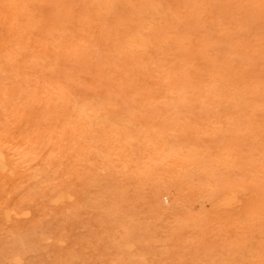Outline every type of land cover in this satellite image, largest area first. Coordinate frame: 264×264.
Listing matches in <instances>:
<instances>
[{
    "label": "rangeland",
    "instance_id": "374dc122",
    "mask_svg": "<svg viewBox=\"0 0 264 264\" xmlns=\"http://www.w3.org/2000/svg\"><path fill=\"white\" fill-rule=\"evenodd\" d=\"M13 1L0 0V264H264V0Z\"/></svg>",
    "mask_w": 264,
    "mask_h": 264
},
{
    "label": "bare ground",
    "instance_id": "6f19581e",
    "mask_svg": "<svg viewBox=\"0 0 264 264\" xmlns=\"http://www.w3.org/2000/svg\"><path fill=\"white\" fill-rule=\"evenodd\" d=\"M2 1H5V0H2ZM7 1H8V0H6V3H7ZM10 1H11V0H10ZM14 1H15V0H14ZM14 1H13V3H14ZM18 1H19V0H18ZM18 1H16V2H18ZM56 1H57V0H56ZM65 1H66V0H65ZM65 1H64V2H65ZM67 1H68V0H67ZM67 1H66V2H67ZM88 1H90V3L93 2V1L91 2V0H86V2H88ZM106 1H107V0H105V3H106ZM111 1H112V0H111ZM115 1H116V0H115ZM20 2H21V0H20ZM84 2H85V1H84ZM94 2H95V1H94ZM99 2H101V1H99ZM102 2H104V1H102ZM4 3H5V2H4ZM58 3H59V2H58ZM95 3H96V2H95ZM97 3H98V2H97ZM117 3H118V2H116V3H114V4H117ZM18 4H19V2H18ZM53 4H54V3H53ZM60 4H61V3H60ZM83 4H84V3H83ZM99 4H100V3H99ZM108 4H109V3H108ZM114 4H113V2H112V4L110 3V5H112V6H113ZM68 5H69V4H68ZM89 5H90V4H89ZM89 5H88V6H89ZM97 5H98V4H97ZM0 6H1V5H0ZM6 6H9V5H6ZM10 6H12V4H11ZM14 6H15V8L17 7L16 5H14ZM93 6H94V8H95V7H96V4L93 5ZM100 6H101V5H100ZM105 6H106V5L104 4L103 7H105ZM116 6H118V5H116ZM1 7H2V6H1ZM4 7H5V6H4ZM22 7H23V6H22ZM26 7H27V4H26ZM53 7H54V6H53ZM84 7H85V6H84ZM84 7H83V9H84ZM97 7H98V6H97ZM5 8H6V7H5ZM10 8L13 9L12 7H10ZM28 8H29V7H28ZM57 8H58V7H57ZM90 8H91V6H90ZM90 8H88V9H90ZM101 8H102V7H101ZM101 8H98V9L101 10ZM113 8H115V6L112 7V9H113ZM16 9L19 10L18 8H16ZM22 9H23V8H22ZM65 9H66V8H65ZM65 9H64V10H65ZM91 9H92V8H91ZM91 9H90V11H91ZM95 9H97V8H95ZM110 9H111V8H110V6H109V10H110ZM116 9H117V8H116ZM116 9H115V10H116ZM7 10L9 11L8 8H7ZM24 10H25V8H24ZM59 10H60V8H59ZM62 10H63V4H62ZM70 10H71V9H70ZM84 10H86V9H84ZM92 10H93V9H92ZM104 10H105V9H104ZM104 10H102V13L100 12L102 15H103V11H104ZM107 10H108V9H106V11H107ZM8 11H7V12H8ZM29 11H31V10L29 9ZM95 11H96V10H95ZM106 11H105V12H106ZM118 11H119V10H118ZM121 11H122V10H121ZM121 11H120V12H121ZM124 11H126V13L128 12V10H125V9H124ZM11 12L15 13V9H14V11L12 10ZM16 12H17V11H16ZM20 12H21V11H20ZM26 12H27V10H26ZM52 12H53V11H52ZM64 12H65V11H64ZM84 12H85V11H83V13H84ZM86 12H87V10H86ZM88 12H89V10H88ZM97 12H98V11H97ZM105 12H104V14H106ZM108 12H109V11H108ZM108 12H107V13H108ZM9 13H10V12H9ZM21 13H22V12H21ZM21 13H20V14H21ZM28 13H29V12H28ZM58 13H59V11H58ZM66 13H67V12H66ZM69 13H71V12H69ZM118 13H119V12H118ZM118 13H117V14H118ZM123 13H124V12H123ZM123 13H122V15H125V13H124V14H123ZM129 13H130V12H129ZM20 14H19V15H20ZM22 14H23V13H22ZM22 14H21V15H22ZM53 14H54V13H53ZM63 14H64V13H63ZM71 14H72V13H71ZM85 14H86V13H85ZM85 14H84V15H85ZM87 14H88V13H87ZM93 14H98V13L94 12ZM101 14L97 15V17H98V16L101 17V16H100ZM115 14H116V13H115ZM117 14H116V15H117ZM17 15H18V14H17ZM80 15H81V14H80ZM90 15H91V14H90ZM119 15H120V14H119ZM122 15H121V17H123ZM128 15H131L130 17H132L133 14H128ZM128 15H127V16H128ZM63 16H64V15H63ZM72 16H73V15H72ZM75 16H77V14H76ZM78 16H79V15H78ZM92 16H96V15H92ZM106 16H107V15H106ZM109 16H110V15H109V13H108V16H107V17H109ZM114 16H115V15H114ZM125 16H126V15H125ZM83 17H84V16H83ZM85 17H86V15H85ZM88 17H89V16H88ZM90 17H91V16H90ZM128 17H129V16H128ZM128 17H127V18H128ZM133 17H134V16H133ZM55 18H56V17H55ZM68 18H70V16H68ZM80 18H81V16H80ZM91 18H92V17H91ZM101 18H105V17L103 16V17H101ZM115 18H118V17H115ZM134 18L136 19V17H134ZM66 19H67V18H66ZM71 19H72V18H71ZM94 19H96V18H94ZM97 19H99V18H97ZM59 20H60V18H59ZM62 20H63V19H62ZM67 20L70 21L69 19H67ZM67 20H66V21H67ZM80 20H81V19H80ZM87 20H88V18H87ZM100 20H101V22H102V20H103L104 22H106V19H105V20H104V19H100ZM107 20H109V18H108ZM116 20H118V19H116ZM124 20H126V19H124ZM34 21H35V20H34ZM49 21H50V20H49ZM57 21H58V19H57ZM89 21H90V20H89ZM112 21H114V20H112ZM134 21H135V20H134ZM136 21H138V20H136ZM29 22H30V21H29ZM60 22H61V20H60ZM86 22H87V21H86ZM98 22H99V20H98ZM104 22H103V23H104ZM118 22H119V21H118ZM120 22H121V21H120ZM126 22H127V21H125V25L128 24V23H126ZM33 23H34V22H33ZM90 23H91V22H90ZM96 23H97V22H96ZM96 23H95V21H94V22L92 21V24H96ZM133 23H135V22H133ZM133 23H131L132 26L136 25V24L133 25ZM139 23H140V22H139ZM45 24H46V23H45ZM58 24H59V23H58ZM109 24H110V23H109ZM109 24H108V26H110ZM111 24H112V23H111ZM115 24H116V23H115ZM115 24L113 23L114 26H115ZM131 24H130V26H131ZM47 25H48V23H47ZM47 25L45 26V28L47 27ZM84 25H85V24H84ZM88 25H89V24H88ZM90 25H91V24H90ZM103 25H104V24H103ZM105 25H107V24L105 23ZM116 25H117V24H116ZM120 25H121V23H120ZM138 25H139V24H138ZM64 26H65V25H64ZM64 26H63V27H64ZM80 26H81V25H80ZM85 26H87V25H85ZM92 26H93V25L89 26V28L92 27ZM96 26H98V25H96ZM100 26H102V24H101ZM65 27H66V26H65ZM81 27H82V26H81ZM94 27H95V26H94ZM124 27H125V26H124ZM127 27H128V25H127ZM127 27H126V28H127ZM139 27H140V26H138V28H139ZM49 28H50V27H49ZM57 28H58V27L56 26V29H57ZM89 28H88L87 30L90 31L91 28H90V29H89ZM95 28H98V27H95ZM119 28H121V27H119ZM119 28H116V29H119ZM131 28H132V27H131ZM153 28H154V27L152 26V28H150V29H153ZM156 28H157V27H156ZM162 28H163V27H162ZM59 29H60V31H61V25H60ZM92 29H93V27H92ZM92 29H91V30H92ZM101 29H102V28H101ZM110 29H111V27H110ZM129 29H130V28H129ZM145 29H146V28H145ZM158 29H159V31L161 30L160 28H158ZM158 29H157V30H158ZM82 30H84V29H82ZM98 30H99V29H97L96 31H98ZM103 30H106V28H105V29L103 28ZM122 30H124V28H122ZM135 30H136V29H135ZM141 30H143V29L141 28ZM155 30H156V29H155ZM155 30L153 29V30H151V31H155ZM167 30H168V29H167ZM60 31H59V32H60ZM65 31H66V30H65ZM67 31H68V29H67ZM113 31H114V30H113ZM119 31H120V33H121V30H119ZM119 31H117V32L119 33ZM128 31H129V30H128ZM130 31H131V30H130ZM168 31H169V30H168ZM59 32H58V33H59ZM61 32H62L61 34H63V31H61ZM83 32L86 33L85 31H83ZM93 32H94V29H93V31H92L91 33H93ZM123 32H124V31H122V33H123ZM125 32H127V31H125ZM133 32H134V31H133ZM145 32H146V31H145ZM165 32H167V31H165ZM56 33H57V32H56ZM70 33H71V32H70ZM70 33H69V34H70ZM89 33H90V32H89ZM99 33H100V32H99ZM102 33H103V32H102ZM104 33H105V31H104ZM106 33H107V35L109 34V32H107V30H106ZM106 33H105V34H106ZM110 33L113 34L112 31H111ZM148 33H152V32H148V31H147L145 35H148ZM158 33L163 34L162 32H158ZM48 34H49V33H48ZM54 34H55V32L53 33V35H54ZM71 34H72V33H71ZM71 34H70V35H71ZM78 34H82V35H81V39L83 40V37H82V36H84V34H83V33H78ZM114 34H115V33H114ZM114 34H113L112 36H115ZM59 35H60V33H59ZM63 35H64V34H63ZM63 35H62V36H63ZM73 35H74V34H73ZM75 35L78 36L77 34H75ZM85 35L87 36V34H85ZM88 35H89V34H88ZM96 35L98 36V34H96ZM96 35H95V37H97ZM103 35H104V34H103ZM103 35H102V36H103ZM109 35H110V34H109ZM120 35H121V36H124L125 34H124V35L120 34ZM120 35H118V36H120ZM143 35H144V33H143ZM143 35H142V36H143ZM145 35H144V36H145ZM156 35H157V33H156ZM156 35H155V36H156ZM47 36H48V35H47ZM55 36H56V35H55ZM57 36H58V35H57ZM60 36H61V35H60ZM79 36H80V35H79ZM100 36H101V34H100ZM118 36H117V37H118ZM121 36H120V37H121ZM134 36L136 37V39L139 38V37H137V34L134 35ZM134 36H132V37L135 38ZM153 36H154V35H153ZM50 37H51V36H50ZM64 37H65V36H64ZM66 37H67V36H66ZM104 37H106V35H105ZM104 37H102V38H104ZM107 37H108V36H107ZM109 37H110V36H109ZM109 37H108V38H109ZM125 37H126V36H125ZM146 37H147V36H146ZM167 37H168V36H167ZM55 38H56V37H55ZM60 38H61V37H60ZM62 38H63V37H62ZM72 38H73V37H72ZM72 38H71V39H72ZM78 38H79V37H78ZM78 38H77V39H78ZM87 38H88V37H87ZM91 38H92V34H91ZM93 38H94V37H93ZM93 38H92V39H93ZM98 38H99V36H98ZM121 38H122V37H121ZM123 38H124V37H123ZM143 38H144V37H143ZM154 38H155V37H154ZM154 38H152V39L155 41ZM52 39H54V38H52ZM79 39H80V38H79ZM85 39H86V37H85ZM104 39H105V38H104ZM113 39H115V38H113ZM117 39L120 40L119 38H117ZM152 39H151V41H153ZM160 39H161V38H160ZM60 40H61V39H60ZM62 40H64V39H62ZM68 40H70V39H68ZM74 40H75V39H74ZM74 40H73V41H74ZM86 40H87V39H86ZM86 40H85V41H86ZM94 40H95V39H94ZM98 40H99V39H98ZM101 40H102V39H101ZM115 40H116V39H115ZM118 40H117V41H118ZM138 40H139V39H138ZM138 40H137V41H138ZM147 40H148V39H147ZM52 41H53V40H52ZM54 41H55V39H54ZM73 41H72V42H73ZM75 41H76V40H75ZM88 41H91V40L89 39V40H87L86 42H88ZM95 41H97V40H95ZM102 41L104 42V40H102ZM109 41H110V40H109ZM124 41L126 42V40H122V41L120 40V42H123V43H124ZM139 41H140V40H139ZM151 41H149V42H151ZM167 41H171V40H168V39H167ZM72 42H71V43H72ZM81 42H83V45H84V43H86V42H84V41H81ZM98 42L100 43V40H99ZM98 42H97V43H98ZM111 42H112V40H111ZM114 42H116V41H113V43H114ZM127 42H128V41H127ZM132 42H133V41H132ZM59 43H60V41H59ZM59 43H58V44H59ZM62 43H64V41H62ZM65 43H66V42H65ZM89 43H90V42H89ZM91 43H92V42H91ZM95 43H96V42H95ZM116 43H119V42H116ZM116 43H115V44H116ZM139 43H140V42H139ZM175 43H176V42H175ZM175 43H174V44H175ZM67 44H68V43H67ZM72 44H73V43H72ZM74 44H75V43H74ZM77 44L79 45L80 43H77ZM86 44H87V43H86ZM101 44H102V42H101ZM103 44H104V43H103ZM106 44H107V43H106ZM109 44H110V43H109ZM109 44L106 45V46L109 47ZM119 44H120V43H119ZM119 44H118V45H119ZM127 44H129V43H127ZM131 44H132V43H131ZM146 44H148V43H146ZM152 44H154V43H152ZM170 44H171V43H170ZM54 45H55V44H54ZM59 45H61V44H59ZM63 45H65V44H63ZM88 45H89V44H88ZM98 45H99V44H98ZM98 45H97V47H98ZM116 45H117V44H116ZM154 45L156 46V43H155ZM154 45L151 46V47L153 48ZM157 45H159V44H157ZM161 45H163V43H162ZM168 45H169V44H168ZM69 46H70V49H71V48H72L71 45H69ZM75 46H76V45H75ZM75 46H74V47H75ZM85 46H86V45H85ZM93 46H94V45H93ZM95 46H96V45H95ZM119 46H120V47H121V46L123 47L124 45L122 44V45H119ZM133 46H134V45H133ZM149 46H150V45H149ZM164 46H165V43H164ZM170 46H172V45H169V48H170ZM173 46H174V45H173ZM57 47H58V46H57ZM86 47H87V46H86ZM89 47H90V46H89ZM91 47H92V45H91ZM97 47H93L94 50H95V48L97 49ZM108 47H107V50H108L109 48H111V47H115V46L110 45V47H109V48H108ZM126 47H127V46H126ZM126 47H125V49H124V48H123V49L126 50V49L128 48V47H127V48H126ZM135 47H136V46H135ZM151 47H150V50L152 49ZM159 47H160V46H158L157 48H159ZM176 47H177V46H176ZM81 48H82V46H81ZM84 48H85V47H83L82 50H83ZM115 48H116V47H115ZM115 48H114V49H115ZM136 48H138V47H136ZM145 48H147V47H145ZM148 48H149V47H148ZM154 48H156V47H154ZM166 48H167V46H166ZM58 49H59V48H58ZM60 49H61V48H60ZM85 49H86V48H85ZM89 49H92V48H89ZM111 49H112V48H111ZM114 49H113V50H114ZM116 49H117V48H116ZM116 49H115V50H116ZM128 49H129V48H128ZM130 49H132V48H130ZM173 49H174V48H173ZM75 50H77V49L75 48ZM75 50H74V51H73V50H70V51L75 52ZM94 50H93V51H94ZM115 50H114V51H115ZM118 50H120V52L123 51V50H121L120 48H119ZM118 50H117V51H118ZM148 50H149V49H148ZM158 50H160V48H159V49H154V50H151V51H152V52H153V51H154V52L157 51V54H158V52H159ZM162 50H163V49H162ZM164 50H165V48H164ZM167 50H168V49H167ZM59 51H62V50H59ZM64 51H65V50H64ZM80 51H81V49H80ZM91 51H92V50H91ZM98 51H99V48H98ZM108 51H109V50H108ZM127 51H128V50H127ZM129 51H131V50H129ZM132 51H133V50H132ZM134 51H135V50H134ZM137 51L139 52V49H137ZM143 51H144V50H143ZM151 51H150V52H151ZM168 51H170V50H168ZM57 52H58V51H57ZM86 52H87V51H85V53H86ZM110 52H112V50H111ZM110 52H108V53H110ZM154 52H153V53H154ZM164 52H165V51H163V53H164ZM166 52H167V51H166ZM75 53H76V52H75ZM80 53H81V52H80ZM83 53H84V51H83ZM87 53H89V51H88ZM90 53H91V52H90ZM90 53H89L88 55L85 54V56H86V57L89 56ZM95 53H98L97 50H96ZM95 53H94V54H91V55H92V56H93V55H94V56L97 55V54H95ZM113 53H114V52H113ZM115 53H116V54H115ZM115 53H114L115 56H117V53H119V52H115ZM123 53L125 54V53H127V52H123ZM130 53H132V52H130ZM144 53H146V52H144ZM144 53H143V55H144ZM163 53H161V54L163 55ZM169 53H170V52H169ZM172 53H173V52H171L170 54H172ZM57 54H58V53H57ZM119 54H120V53H119ZM132 54H134V53H132ZM132 54H130V55L132 56ZM135 54H137V52H136ZM139 54H140V53H139ZM141 54H142V53H141ZM146 54H147V53H146ZM161 54H160V55H161ZM164 54H165V53H164ZM76 55H77V53H76ZM79 55H81V54H79ZM79 55H77V56H79ZM107 55H108V54H107ZM107 55H106V56H107ZM130 55H128V56L126 55V58H128L127 61L130 60V59H129V58H130V57H129ZM147 55H148V54H147ZM154 55H156V54H154ZM154 55L152 54L151 56L154 57ZM158 55H159V54H158ZM56 56H58V55H56ZM119 56H120V55H119ZM124 56H125V55H124ZM124 56H123V57H124ZM148 56H149V55H148ZM109 57H110V54H109ZM109 57H108V58H109ZM120 57H122V56H120ZM134 57H135V56H134ZM134 57H133V58H134ZM142 57H143V56H142ZM163 57H164V56H163ZM163 57H162V58H163ZM166 57H167V55H166ZM169 57H170V55H169ZM92 58H93V57H92ZM108 58H107V60H108ZM110 58H111V57H110ZM114 58H115V57H113V60H115ZM126 58H120V59L125 60ZM136 58H137V57H136ZM140 58H141V57H140ZM144 58H147V56H144ZM164 58H165V57H164ZM57 59H58V58H57ZM116 59H118V58H116ZM131 59H132V58H131ZM134 59H135V58H134ZM147 59H148V58H147ZM151 59H152V58H151ZM155 59H157L156 56H155ZM86 60H87V58H86ZM86 60H85V61H86ZM90 60H91V59H88V62H87V61H86V62L89 64V61H90ZM110 60H111V59H110ZM110 60H108V61L110 62ZM139 60H140V59H139ZM139 60H138L139 63L142 62V61H139ZM144 60H145V59H144ZM153 60H154V58H153ZM153 60H152V61H153ZM78 61H80V60H78ZM82 61H83V60H82ZM116 61H117V60H115V63H116ZM131 61H132V60H131ZM131 61H130L131 65L134 66V65H133L134 63H132ZM155 61H158V60H155ZM171 61H172V59H171ZM54 62H55V61H54ZM122 62H123V61H122ZM133 62H135V61H133ZM165 62H167V61H165ZM79 63H80V62H79ZM130 63H129V64H130ZM139 63H136V64H139ZM153 63H154V61H153ZM155 63H156V62H155ZM157 63H158V62H157ZM162 63H164V62H162ZM169 63H170V62H169ZM169 63H168V64H169ZM182 63H184V62H182ZM57 64H58V63H57ZM59 64H60V63H59ZM82 64H83V62L81 63V65H82ZM117 64H118V66H121V65H119V64H120L119 62H118ZM143 64H144V63H143ZM148 64H149V63H148ZM148 64H147V66H151V65H153V64H151V65H148ZM166 64H167V63H166ZM125 65H126V64H125ZM163 65H164V64H163ZM163 65H162V66H163ZM181 65H183V64H181ZM84 66H85V65H84ZM129 66H130V65H129ZM129 66H125V67H129ZM142 66H144V65H142ZM142 66H138V67H142ZM158 66H161V64H160V65L158 64ZM167 66H168V65H167ZM78 67H80V66H78ZM169 67H170V66H169ZM190 67H191V66H190ZM190 67H189V68H190ZM135 68H136V67H135ZM135 68H134V69H135ZM187 68H188V67H187ZM69 69H70V68H69ZM74 69H76L75 66H74ZM126 69H127V68H126ZM134 69H132V70H134ZM138 69L140 70V68H138ZM143 69H144V68H143ZM143 69H142V70H143ZM149 69H150V72H151V70H153L154 67H153V68H149ZM155 69L157 70V67H155ZM155 69H154V70H155ZM159 69H160V68H159ZM161 69H162V68H161ZM161 69H160L159 71H161ZM163 69H164V68H163ZM182 69H183V68H182ZM190 69H192V68H190ZM77 70H78V69H77ZM120 70L122 71V69H120ZM129 70H130V69H129ZM164 70H166V67H165ZM169 70H170V69H169ZM193 70L195 71V69H193ZM74 71H75V70H74ZM130 71H131V70H130ZM134 71L137 72L136 69H135ZM140 71H141V70H140ZM140 71H139V72H140ZM143 71H145V70H143ZM190 71H192V70H190ZM58 72H59V71H58ZM60 72H61V71H60ZM98 72H99V71H98ZM152 72H153V71H152ZM162 72H163V71H162ZM162 72H161V73H162ZM170 72H171V71H170ZM188 72H189V71H188ZM188 72H187V73H188ZM192 72H193V71H192ZM61 73H62V72H61ZM137 73H138V72H137ZM159 73H160V72H159ZM177 73L179 74V76H180L181 79H182V74H180V72H177ZM182 73H184V72H182ZM189 73H190L189 75H191V72H189ZM193 73H194V72H193ZM195 73H196V71H195ZM142 74H143V72H142ZM150 74H151V73H150ZM153 74H154V73H153ZM164 74H165V73H164ZM175 74H176V73H175ZM218 74H219V73H218ZM58 75H59V74H58ZM60 75H62V74H60ZM126 75H127V74H126ZM151 75H152V74H151ZM166 75H167V74H166ZM158 76H159V75H158ZM192 76H195V74H192ZM216 76H218V75H216ZM129 77H130V76H129ZM160 77H164V75H163V76L161 75ZM175 77H176V79L178 78L177 76H175ZM164 78H165V77H164ZM164 78H163V79H164ZM166 78H167V77H166ZM206 78H208V77H206ZM211 79H214V78H211ZM206 80H208V79H206ZM58 81H59V80H58ZM161 81H162V80H161ZM161 81H160L159 83H161ZM200 81H202V80L200 79ZM203 81H204V80H203ZM209 81H211V80H209ZM59 82H61V81H59ZM172 82H173V81H172ZM172 82H171V83H172ZM181 82H182V81H181ZM204 82H205V81H204ZM207 82H208V81H207ZM159 83H158V84H159ZM163 83L165 84L166 82L164 81ZM55 84H56V83H55ZM180 84H182V83H180ZM225 84H226V83H225ZM59 85H60V83H59ZM63 85H64V84H63ZM176 85H177V83H176ZM198 85H199V84H196V86H198ZM201 85H202V84H201ZM205 85L207 86V84H205ZM214 85H216V83H214ZM219 85H220V84H219ZM65 86H66V85H65ZM65 86H64V87H65ZM154 86H156V85H154ZM159 86H162V84H160ZM165 86H166V84H165ZM208 86H209V85H208ZM64 87H63V90H64ZM141 87H142V86H141ZM202 87H203V86H201V88H202ZM56 88H57V84H56ZM56 88H55V89H56ZM60 88H61V85H60ZM65 88H66V87H65ZM153 88H154V87H153ZM156 88H159V87H156ZM163 88H165V87H163ZM179 88H181V87H179ZM185 88H187V87H185ZM193 88H196V87H193ZM203 88H206V87L204 86ZM207 88H208V87H207ZM216 88H217V87H216ZM231 88H234V87H231ZM58 89H59V88H57V90H58ZM165 89H166V88H165ZM175 89H176V88H175ZM66 90H67V89H66ZM179 90H180V89H178V91H179ZM182 90H183V89H182ZM190 90H193V89L191 88ZM190 90L187 89L186 91H190ZM220 90H221V89H220ZM222 90H224V89H222ZM225 90H226V89H225ZM58 91H59V90H58ZM61 91H62V90H61ZM61 91H60V92H61ZM68 91H69V90H68ZM193 91H194V90H193ZM204 91H206V90L204 89ZM227 91L230 92L228 89H227ZM238 91H239V90H238ZM60 92H59V93H60ZM62 92H63V91H62ZM221 92H222V91H221ZM221 92H220V93H221ZM240 92H241V91H240ZM71 93H72V92H71ZM225 93H226V92H225ZM235 93H236V92H235ZM73 94H74V93H73ZM73 94H72V97H73ZM242 94H243V93H242ZM58 95H59V94H58ZM60 95H61V94H60ZM65 95H66V94H65ZM224 95H226V94H224ZM232 95H233V93H232ZM63 96H64V95H63ZM67 96H68V95H67ZM67 96H65V98H66ZM243 96H244V95H243ZM70 97H71V96H70ZM72 97H71V98H72ZM56 98H57V97H56ZM56 98H55V99H56ZM63 98H64V97H62V99H63ZM67 98H69V96H68ZM73 98H74V97H73ZM53 99H54V97H53ZM58 99H59V98H58ZM241 99H242V98H241ZM59 100H60V99H59ZM74 100H75V99H74ZM74 100H73V101H74ZM104 100H105V99H104ZM235 100H236V98H235ZM235 100H234V101H235ZM247 100H249V98H248ZM56 101H57V99H56ZM69 101H70V99H69ZM71 101H72V99H71ZM77 101H78V100H77ZM83 101H84V100H83ZM238 101H240V100H238ZM241 101H242V100H241ZM74 102H75V101H74ZM74 102H73V103H74ZM222 102H223V101H222ZM224 102H225V101H224ZM230 102H231V101H230ZM78 103H79V102H78ZM80 103H82V102L80 101ZM95 103H96V102H95ZM95 103H94V104H95ZM233 103H235V102H233ZM236 103H237V102H236ZM240 103H241V102H240ZM69 104H70V102H69ZM229 104H230V103H229ZM59 105H61V103H60ZM79 105H80V104H79ZM81 105H82V104H81ZM106 105H107V104H106ZM230 105H231V104H230ZM54 106H55V105H54ZM56 106H57V108H59L58 105H56ZM61 106H62V105H61ZM64 106H66V104H64ZM67 106H69V105H67ZM86 106H87V105H86ZM86 106L84 107V105H83L84 109H85V108H88L89 105H88L87 107H86ZM243 106H244V105H243ZM243 106H242V107H243ZM62 107H63V106H62ZM235 107H237V106H235ZM54 108H55V107H54ZM57 108H56V109H57ZM65 108H66V107H65ZM75 108H76V107H75ZM77 108H78V107H77ZM106 108H107V107H106ZM243 108H244V107H243ZM246 108H247V107H246ZM79 109H80V108H79ZM112 109H113V108H112ZM240 109H241V108H240ZM61 110L63 111L64 108L61 109ZM68 110H70V109L68 108ZM77 110H78V109H77ZM82 110H83V109H81L80 112H81ZM85 110H86V109H85ZM57 111H59V110H57ZM62 111H61V112H62ZM64 111H65V110H64ZM83 111H84V110H83ZM110 111H111V110H110ZM248 111H250V110H248ZM59 112H60V111H59ZM59 112H58V113H59ZM66 112H68V111L66 110ZM69 112H71V111H69ZM254 113H256V112H254ZM95 114H96V113H95ZM252 114H253V113H252ZM259 114H262V113H259ZM66 115H67V114H66ZM66 115H64V116H65V118L67 119V116H66ZM69 115H70V114H69ZM69 117H70V116H68V118H69ZM81 117H82V116H81ZM96 117H97V116H96ZM263 117H264V116H263ZM254 118H255V117H254ZM69 119H70V118H69ZM258 119H259V118H258ZM260 119H261V118H260ZM67 120H68V119H67ZM261 120H262V119H261ZM256 121H258V120H256ZM65 122H66V120H65ZM67 122H69V121H67ZM259 122H261V121L259 120ZM256 123H257V122H256ZM69 124H71V123H69ZM69 124H68V125H69ZM259 124H260V123H259ZM257 125H258V124H256V128H257ZM261 125H262V122H261ZM245 126H247V125H245ZM248 126L250 127V125H248ZM258 126H260V125H258ZM67 127H68V126H67ZM69 127H70V126H69ZM256 128L253 127V130L255 131ZM260 128H261V127H260ZM263 129H264V128H263ZM260 130H261V129H260ZM68 131H69V130H68ZM119 131L121 132L122 129H120ZM123 131H124V130H123ZM258 132H259V131H258ZM255 133H256V135L261 134L260 132H259V133L255 132ZM117 134H119V132H118ZM121 135L125 136V134H122V133H121ZM256 135H255V136H256ZM123 136H122V137H123ZM259 137H260V136H259ZM120 138H121V136H120ZM64 140H65V139H64ZM65 144H66V143H65ZM61 146H63V147H62V148H63V151L65 150L64 148L67 149V146L64 147V144L61 145ZM61 146H59V147H61ZM163 146H164V145L162 144V149H163ZM54 148H57V147L54 146ZM167 148H168V150L171 149V148H169L168 146L166 147V145H165V150H166ZM32 149H33V148H32ZM57 149H58V151L60 150L59 148H57ZM57 149H56V150H57ZM33 150H34V149H33ZM30 151H31V150H30ZM30 151H28V152L30 153ZM53 151H55V150L53 149L52 152H53ZM65 151H66V150H65ZM163 151H164V150H163ZM173 151H174V150H173ZM173 151H172V152H173ZM28 152H27V154H28ZM31 152H32V151H31ZM52 152H50V153H52ZM56 152H57V151H56ZM0 153H1V152H0ZM3 153H4V152H3ZM3 153L0 154V155H1V156H0V161H1V157H3V158H2V163L4 162L3 165L9 167V165H7V163H6V159H4L5 157H4V154H3ZM24 153H25V152H24ZM57 153H58V152H57ZM59 153H60V152H59ZM163 153H164V152H163ZM165 153H167V151H166ZM30 154H31V153H30ZM30 154H29V155H30ZM53 154H55V152H53ZM2 155H3V156H2ZM10 155H11V154H10ZM31 155H32V154H31ZM33 155H34V154H33ZM33 155H32V156H33ZM56 155H57V154H56ZM56 155H54V156L51 155V156L55 157ZM32 156H30V157H32ZM53 157H52V158H53ZM13 159H14V158H13ZM3 160H5V161H3ZM13 161H14V160H13ZM0 163H1V162H0ZM2 163H1L0 167L2 166V168L5 169V168H4L5 166H3ZM10 169H12V167H11ZM62 186H63V185H62ZM67 186H68V185H67ZM4 187H5V186H4ZM68 187H69V186H68ZM2 188H3V187H2ZM61 188H62V187H61ZM62 189H63V188H62ZM58 190H59V188H58ZM58 190L56 189L57 192H58ZM59 191H60V190H59ZM68 191H70V190L68 189ZM61 193H62V192H61ZM61 193H60V194H61ZM57 194H58V193H57ZM57 194H55V195H57ZM8 195H10V192L8 193ZM62 196H63V195H62ZM62 196H60L61 199H62V198L64 199V196H63V197H62ZM59 199H60V198H59ZM63 199H62V200H63ZM58 201H59V200H58ZM60 201H61V200H60ZM230 204H231V203H230ZM8 207H9V205H8ZM8 207H6V208H8ZM27 208H28V207H27ZM27 208H26V209H27ZM22 209H23V207H22ZM22 209H21V210H22ZM1 210L3 211V209H1ZM4 210H5V209H4ZM21 210H19V211H21ZM7 211L9 212V210H7ZM23 211H24V209H23ZM23 211H21V213H22ZM5 212H6V211H5ZM8 212H7V213H8ZM11 212H12V211H11ZM9 213H10V212H9ZM15 213H17V212H15ZM23 213H24V212H23ZM10 214H11V213H10ZM7 215H8V214H7ZM4 216H6V213H5ZM7 219H8V218H7ZM61 234H62V233H61ZM61 236H62V235H61ZM18 254H19V253H18ZM15 257H16V256H15ZM19 258H20V257H19Z\"/></svg>",
    "mask_w": 264,
    "mask_h": 264
}]
</instances>
